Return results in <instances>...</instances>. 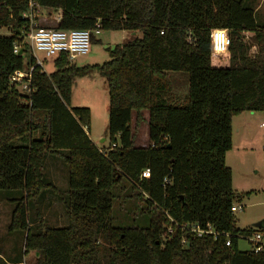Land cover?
I'll return each mask as SVG.
<instances>
[{
  "label": "trees",
  "instance_id": "1",
  "mask_svg": "<svg viewBox=\"0 0 264 264\" xmlns=\"http://www.w3.org/2000/svg\"><path fill=\"white\" fill-rule=\"evenodd\" d=\"M37 1L61 11L54 28L93 30L98 22L101 30L142 36L108 48L101 65L78 67L62 52L46 73L33 57L25 65L13 51L27 26V1L0 0V28L11 31L0 35V190L21 194L13 199L9 231L27 232L24 248L34 252L33 264H264V250L255 253L250 241V249L238 248L240 238L264 228L236 227L231 207L250 192L232 188L225 163L232 118L264 111V24L256 22L250 0ZM216 28L228 32L223 54L211 49ZM33 65L31 91L15 89L13 71ZM169 71L188 75L185 95L173 90ZM95 72L108 91L104 153L88 134L90 109L70 106L74 81ZM144 111L148 143L141 147L133 130ZM45 154L66 164V191L45 180ZM144 169L148 178L141 177ZM122 185L134 193L131 216L113 210ZM48 190L68 224L41 221L35 232L28 204ZM166 213L179 223H210L218 234L169 233Z\"/></svg>",
  "mask_w": 264,
  "mask_h": 264
},
{
  "label": "rangeland",
  "instance_id": "2",
  "mask_svg": "<svg viewBox=\"0 0 264 264\" xmlns=\"http://www.w3.org/2000/svg\"><path fill=\"white\" fill-rule=\"evenodd\" d=\"M250 6L255 10V18L258 24H264V0H250ZM41 26H53L51 20L42 12L38 13ZM37 14V15H38ZM45 18V19H44ZM1 36H10L11 31L7 27L0 28ZM245 33V38L249 36ZM142 36L140 31L126 30H101L94 35L97 40L92 41L89 52L78 55L73 63L82 67L85 65H101L109 60L108 48L117 44H125ZM256 46L252 48L255 50ZM34 56L43 64L46 73L54 71V58H46L43 52L34 51ZM32 54H23L24 63L27 65ZM25 69V68H24ZM168 78L174 91L185 95L188 89V75L183 72L169 71ZM71 107H87L90 109L89 134L97 147L106 150L109 145L107 134L108 122V91L105 79L98 73L78 77L71 88ZM249 116L246 124L241 123V117H235L232 123V151L228 153L226 165L232 166L233 188L238 194L250 192L241 197L237 202L242 209L235 212V224L239 229L251 227L254 222L264 218V112L245 113ZM249 114V115H248ZM145 117L147 115L145 114ZM239 129V130H237ZM136 146H146L148 143L146 119L139 128L133 130ZM104 139V140H103ZM103 149V150H104ZM63 154L66 151H61ZM43 174L47 182L53 183L60 191L68 188V169L59 155L45 154ZM123 186V185H122ZM128 187L123 186L114 202V213L120 217L129 215L135 207V198ZM19 191L0 190V264L13 260H22L24 264L34 263V252H25V238L27 232L9 231L12 210L15 207L13 199L20 197ZM29 224L35 232L40 230L41 221L45 226L62 227L68 224L67 216L59 198L50 190L43 193L36 200H30L28 204ZM131 216V214H130ZM257 217H260L258 220ZM239 250L250 249L247 239L238 240Z\"/></svg>",
  "mask_w": 264,
  "mask_h": 264
},
{
  "label": "built area",
  "instance_id": "3",
  "mask_svg": "<svg viewBox=\"0 0 264 264\" xmlns=\"http://www.w3.org/2000/svg\"><path fill=\"white\" fill-rule=\"evenodd\" d=\"M28 10L23 13V17L26 18L27 26L24 27L22 41L16 42L14 45V53L24 54V52H30L35 60V64L43 67L42 62L34 56V51L43 52L46 58H54L58 54L64 52L67 53L69 60L75 59L76 56L86 54L89 52L91 45V37L98 35L101 32L100 25L97 22L93 30L89 29H57L54 27L41 26L36 23V16L41 10L37 0H26ZM211 49L215 54H223L228 48V32L226 29L216 28L211 31ZM35 65L29 66L25 69H19L13 71L10 76V84L21 92L28 93L31 91L30 83L32 79V70ZM264 126V123L261 124ZM115 145L112 146V148ZM104 153L103 149H100ZM142 178L149 177V169H144L141 172ZM242 207L234 205L231 210L236 212L241 210ZM168 220L167 231L169 233L180 230L185 233H189L192 237L203 238L205 236H217V232L214 230L210 223L202 225L198 222L195 223H179L165 214ZM185 238H183V241ZM248 241L252 243V250L257 253L264 250V232L257 231ZM227 246H230V241L225 242Z\"/></svg>",
  "mask_w": 264,
  "mask_h": 264
},
{
  "label": "crops",
  "instance_id": "4",
  "mask_svg": "<svg viewBox=\"0 0 264 264\" xmlns=\"http://www.w3.org/2000/svg\"><path fill=\"white\" fill-rule=\"evenodd\" d=\"M42 9V12L43 13H45L46 14V16L47 17H49L51 20H54V25L53 26H49V27H56V25H57V23H58V21H59V19H60V16H61V11L60 10H48V9H45V8H41ZM38 17H39V14L35 17L36 18V23L37 24H39V21H40V19H38ZM45 19V18H44ZM40 25V24H39ZM95 40H97V38L96 37H94V41ZM262 112H264V111H262ZM245 113H250V112H243V113H241V114H238V115H236V116H234L233 118H232V123H233V120H234V118L235 117H241V123L242 124H246L247 123V121H248V119H249V116H245L246 114ZM254 113H256V112H254ZM145 114L147 115V117H145ZM134 113H132V118L134 119ZM143 115H144V119H146L147 120V118H148V112L147 111H144L143 112ZM249 115V114H248ZM147 124V123H146ZM237 130H239V129H237ZM88 134H89V132H88ZM89 137H90V139H91V136H90V134H89ZM104 140V139H103ZM95 144V143H94ZM142 147V146H141ZM99 148V147H98ZM102 149H104V147L102 148ZM230 151H232V148L227 152V154H226V158H225V162H226V159H227V156H228V153L230 152ZM229 167L231 168V170H232V166H230L229 165ZM232 183H233V172H232ZM232 188H233V185H232ZM234 189V188H233ZM235 190V189H234ZM260 217H257V219L256 220H258ZM16 260H18V259H16ZM16 260H13V261H10L9 263H7V264H14V263H16L15 261ZM21 264H24L23 262H21Z\"/></svg>",
  "mask_w": 264,
  "mask_h": 264
},
{
  "label": "water",
  "instance_id": "5",
  "mask_svg": "<svg viewBox=\"0 0 264 264\" xmlns=\"http://www.w3.org/2000/svg\"><path fill=\"white\" fill-rule=\"evenodd\" d=\"M252 226H253L254 228H257V229L264 228V218L261 219V220H258L257 222H254V223L252 224Z\"/></svg>",
  "mask_w": 264,
  "mask_h": 264
}]
</instances>
